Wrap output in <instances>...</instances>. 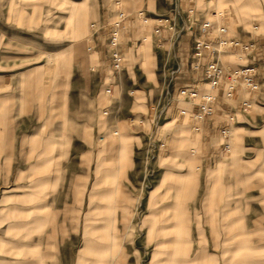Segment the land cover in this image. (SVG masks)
<instances>
[{"label": "rangeland", "instance_id": "rangeland-1", "mask_svg": "<svg viewBox=\"0 0 264 264\" xmlns=\"http://www.w3.org/2000/svg\"><path fill=\"white\" fill-rule=\"evenodd\" d=\"M29 1L0 0L3 31L11 32L4 26L10 20L25 29ZM50 1L49 10L35 11L33 25L27 27L33 35L14 33L19 41H0V49L49 67L51 78L61 82V105L55 113L51 109L35 117L40 118L31 127L35 138L23 142L18 155L21 169L15 171L12 186L0 192V209L13 211L2 221H33L49 204L61 207V195H128V217L95 219L104 227L101 231L114 224L112 264H264V102H255L235 117L229 137L223 139L231 150L220 147L209 166L201 154H191L190 133L182 120H176L184 107L172 100L178 98L172 88L175 49L181 36L190 33L187 25L183 29L185 24L199 26V13L189 17L181 7V14L174 16L172 6L167 8L161 0H91L90 11L68 6L62 18L57 0ZM118 1L130 15L120 42L125 56L121 71L106 63L100 66L88 40L94 32L91 22L99 26L103 15L117 19ZM197 1L210 18L212 10L221 11L231 24L244 23L252 32L259 26L257 32L264 33V0H225L220 7L217 0ZM140 10L149 22L139 16ZM78 15L83 18L80 26ZM159 16H171L177 23L184 18L176 29L165 32L166 48L159 47L151 25ZM226 23L233 35L235 24ZM60 37L69 40L59 41ZM78 78L92 85V106L70 105L68 92L74 91ZM109 86L112 95L106 93ZM132 117L144 122L132 124ZM89 129L95 130L92 139H85L93 141L91 155H80L86 148L75 135ZM161 143L166 145L162 149ZM81 160L85 165L77 170ZM79 173L90 174L80 179L86 186L77 185ZM109 236L105 232L104 237ZM101 249L94 250L95 260L106 257Z\"/></svg>", "mask_w": 264, "mask_h": 264}, {"label": "crops", "instance_id": "crops-1", "mask_svg": "<svg viewBox=\"0 0 264 264\" xmlns=\"http://www.w3.org/2000/svg\"><path fill=\"white\" fill-rule=\"evenodd\" d=\"M161 1L167 8L172 6V9H174L176 0ZM29 2L31 3V7L28 6V8H31V11L28 13L30 22L29 20L27 21L25 29L19 28L20 24L12 23L13 21L10 20L4 26L8 27L11 32H7L6 29L3 31L0 28V41H19L14 33H21L25 36L34 34L33 29L30 31L28 28L31 27L29 25H33L32 21L36 17L35 11L39 9L43 11L49 10L51 1L31 0ZM57 2L62 18L67 17L65 9L68 6L77 10L88 9V11H90V8H93L91 0H57ZM182 2L181 7L186 9L189 2L186 0ZM184 2L185 6H182ZM194 4L197 13H199L198 18H200V21L198 25H200L203 20L210 17L207 16L206 7H199L198 1ZM80 15H78L76 23L79 26L82 24L83 19L79 18ZM73 16L75 17L76 15L74 14ZM42 17L48 16L46 14ZM62 18L61 22H64ZM113 19V17H105L104 15L99 17V21H97L98 27H101L102 30L98 32L92 28V24L95 22H91L90 30H94V32L92 36L90 33L88 38L93 44L89 50L95 49L100 66L101 64L104 66L105 63L111 66L110 48L104 27L109 26L113 22ZM181 19H178L179 22L177 24L183 23L184 18L181 17ZM226 22H229L230 25L235 24L234 34H230L232 37L244 43H252L253 46L246 52L236 49L221 53V64L229 70L240 69L252 63L256 64L259 68L258 79L261 88L257 92H248L244 87L239 86L236 88L234 96L227 98L222 95L223 90L226 88V84L223 85L219 89L220 97L215 104L214 114L208 119L199 121L194 120L190 116V113L195 110L194 101L180 97L179 95L178 98H172V100H177L176 106L178 108L183 104L184 108L178 110L176 120H182L189 131L187 132L190 133V136L187 137L189 138L188 142L192 144L190 147L191 154H201V158H203L206 166L212 163V155L218 153V149L220 147L222 149L225 143H227H223V139H227L224 136V130L229 129L235 121V117L241 115V111L245 110L244 101L246 99L249 100L252 103V107L255 102H264V33L257 32L259 26H255L256 32H252L246 28L244 23L231 24L230 20L224 19L216 23L227 25ZM95 24L97 25V23ZM84 37H82L83 40L85 39ZM198 37H202V35L199 33L197 27L196 33L190 31V33L181 36L179 41H177L175 49L177 63L172 83L175 94L183 86H192L199 89H205L206 87L204 82V66L210 60V57L205 56L200 58L194 55L195 40ZM46 40L50 39L47 38ZM58 40L64 41L69 39L60 37ZM31 52L33 53V51ZM44 53L47 54L46 51ZM27 57L15 55L13 51L8 49H0V192L7 188V186H12L14 183L12 177L15 175V171L21 169L17 161L18 155L23 153L21 144L23 142L24 144L27 143V140L33 142L35 138V134L32 132L33 128L31 127L36 119H40L35 117L40 114L49 113L51 109L55 113V108L61 105V82L55 78H51L50 75L52 73L49 67L28 63ZM89 70L91 71L90 68ZM92 70L91 72H95L94 68ZM78 80L79 82L76 83L74 91L70 89L68 92L70 105H73L74 108L80 104L84 106L85 103L92 106L91 102L93 98L90 96L92 85L87 82L81 83L80 78ZM74 92L75 95H73L72 99L71 95ZM183 110H186L185 115L182 113ZM81 112L86 113L85 109H82ZM94 136V129H89L87 133L86 131H81L79 135H75L78 143L85 145L84 149L86 148V150L79 152L80 155L86 154L85 151L91 155V143L93 141L87 142L85 139L87 137L92 139ZM86 146H89L90 149H87L88 147ZM82 161L84 160L80 161L77 170H82L81 166L85 165ZM91 163L90 157L89 170H92ZM88 174H77L79 175V183L77 185L86 186L85 184L81 185L80 179L82 176L86 178ZM129 202L130 197L128 195L110 196L108 199L105 197L104 199H99L98 195L83 194L82 192L73 194L72 196L67 195L66 197L61 195V207L60 205L52 207L49 204L50 208L42 211V215L35 216L36 218L34 217L33 221H26L24 223L11 220L10 222L2 221L3 218H7L6 216L8 215L6 214L13 216V211L0 209V264H99V262L112 264L110 257L113 255L115 248L112 236L114 234V224L112 222L110 227L107 226L104 231H101L104 227L96 225L95 219L98 216L111 217L113 219L118 217L126 218L131 211ZM82 219H86V224H82ZM43 223L45 224L43 225ZM105 232L106 234L110 232L111 236L105 238ZM8 234L9 237L7 236ZM95 234H99V237H96ZM99 247L102 248L100 251L105 249L104 254L101 255H105L106 257L102 261L95 260L94 257V250Z\"/></svg>", "mask_w": 264, "mask_h": 264}, {"label": "built area", "instance_id": "built-area-1", "mask_svg": "<svg viewBox=\"0 0 264 264\" xmlns=\"http://www.w3.org/2000/svg\"><path fill=\"white\" fill-rule=\"evenodd\" d=\"M181 1L176 0L174 5V16L181 14ZM189 5L186 7V13L189 17L196 15L197 9L195 7V2L197 0H187ZM117 19L112 22L109 26H105L106 37L108 40V46L110 48V59L111 67L115 71H121L123 69L125 56L123 53L121 45V39L124 35V31L128 27L127 21L129 19V14L122 6L121 2L118 1L117 4ZM139 16L143 19L145 23L149 22V18L145 11H138ZM224 19L223 12L212 11V17L203 20L198 26V31L202 37H198L195 40L194 55L196 57L209 56L210 60L204 66V82L206 84L205 89H199L192 86H183L178 90V95L180 97L194 101L195 110L190 113V116L196 120H204L210 118L215 112V104L219 96V89L226 84V88L223 90L222 95L227 98H232L234 96L237 87L242 86L248 92H257L261 88L260 81L258 79L259 68L256 64H248L240 69L229 70L220 62L221 53L227 50L240 49L242 51H247L252 45V43H244L239 39L232 37L230 35L229 27L224 23H216L217 21ZM177 19L171 16H159L152 23L154 32L157 35L159 47L166 48L168 45L167 38L164 36L165 32L170 33V31L176 29ZM187 25V30L196 33L197 28L194 23H187L184 25L185 29ZM215 27V28H214ZM92 28L98 32L102 30L95 23L92 24ZM180 32L176 35L178 38ZM106 93L112 95L113 88L111 86L106 88ZM244 109L249 110L252 108V103L249 100H245ZM109 111H105L108 114ZM182 113L185 115L186 110ZM132 124H141L144 122L142 117H132L130 119ZM224 136L229 137V129L224 130ZM166 145L161 143L159 148L162 149ZM224 150L229 152L231 150L230 143H225Z\"/></svg>", "mask_w": 264, "mask_h": 264}, {"label": "bare ground", "instance_id": "bare-ground-1", "mask_svg": "<svg viewBox=\"0 0 264 264\" xmlns=\"http://www.w3.org/2000/svg\"><path fill=\"white\" fill-rule=\"evenodd\" d=\"M217 1L219 2L218 7L223 6L224 3H226L225 0H217ZM216 11H217V10H216ZM217 12H221V11H217Z\"/></svg>", "mask_w": 264, "mask_h": 264}]
</instances>
